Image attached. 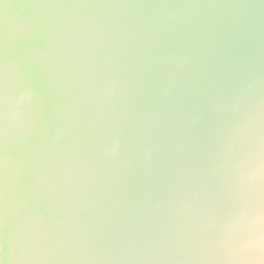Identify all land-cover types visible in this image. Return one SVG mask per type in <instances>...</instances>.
<instances>
[{
    "label": "water",
    "instance_id": "water-1",
    "mask_svg": "<svg viewBox=\"0 0 264 264\" xmlns=\"http://www.w3.org/2000/svg\"><path fill=\"white\" fill-rule=\"evenodd\" d=\"M0 264H264V0H0Z\"/></svg>",
    "mask_w": 264,
    "mask_h": 264
}]
</instances>
